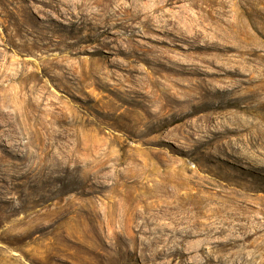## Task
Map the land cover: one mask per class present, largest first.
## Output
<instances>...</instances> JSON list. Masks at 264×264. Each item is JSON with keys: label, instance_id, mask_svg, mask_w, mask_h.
Masks as SVG:
<instances>
[{"label": "rangeland", "instance_id": "374dc122", "mask_svg": "<svg viewBox=\"0 0 264 264\" xmlns=\"http://www.w3.org/2000/svg\"><path fill=\"white\" fill-rule=\"evenodd\" d=\"M0 264H264V0H0Z\"/></svg>", "mask_w": 264, "mask_h": 264}]
</instances>
